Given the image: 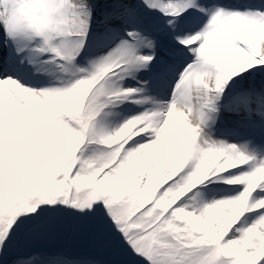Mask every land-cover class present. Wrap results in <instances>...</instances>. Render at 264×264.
I'll return each mask as SVG.
<instances>
[{
    "label": "snow or ice",
    "instance_id": "snow-or-ice-1",
    "mask_svg": "<svg viewBox=\"0 0 264 264\" xmlns=\"http://www.w3.org/2000/svg\"><path fill=\"white\" fill-rule=\"evenodd\" d=\"M0 264H264V0H0Z\"/></svg>",
    "mask_w": 264,
    "mask_h": 264
}]
</instances>
